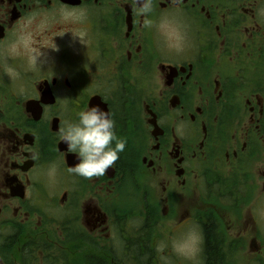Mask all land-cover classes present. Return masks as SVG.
<instances>
[{
    "label": "flooded vegetation",
    "instance_id": "obj_1",
    "mask_svg": "<svg viewBox=\"0 0 264 264\" xmlns=\"http://www.w3.org/2000/svg\"><path fill=\"white\" fill-rule=\"evenodd\" d=\"M259 2L153 0L145 29L131 0H0V264H184L187 233L197 264H264ZM92 106L132 161L85 179L59 132Z\"/></svg>",
    "mask_w": 264,
    "mask_h": 264
},
{
    "label": "clouds",
    "instance_id": "obj_2",
    "mask_svg": "<svg viewBox=\"0 0 264 264\" xmlns=\"http://www.w3.org/2000/svg\"><path fill=\"white\" fill-rule=\"evenodd\" d=\"M131 2L135 6L136 15L145 17L144 28L155 27L153 20L149 18L153 12V0H131ZM167 21L168 18H161L162 24H166ZM168 46L177 53L182 52L183 37L177 36ZM26 47H29L32 53V63L36 64L42 53L31 49L30 39ZM114 129L115 122L110 113L99 106L81 110L75 121H65L59 132L60 140L77 160L68 172L85 179L104 176L119 159V154L126 146V141L119 139Z\"/></svg>",
    "mask_w": 264,
    "mask_h": 264
},
{
    "label": "rangeland",
    "instance_id": "obj_3",
    "mask_svg": "<svg viewBox=\"0 0 264 264\" xmlns=\"http://www.w3.org/2000/svg\"><path fill=\"white\" fill-rule=\"evenodd\" d=\"M107 1H113V0H106V2ZM219 3L223 4L222 2H219ZM259 3H260L261 12L264 13V0H260ZM105 6L108 7L109 5L106 4ZM93 7L90 6V8H89L90 12L88 10H86V7L74 9L71 11L59 9L56 11L57 12V22L65 24V22L70 23V21H72V23H74V24H79V25L86 24V23H88L87 19H88V21H90L92 19L90 17V14L93 12V10L95 11V6H93ZM73 43H74V45L79 44V40L75 36L73 38ZM262 208H263V213H262L261 218L259 220L261 221V223L263 222V224H264V206ZM174 249L176 251L175 254L180 256L179 259H181L182 263H184V264H197L198 263L196 258L198 257V253L200 251V240L196 236L191 235L190 233H187L183 237H179L174 242ZM238 258L239 257L236 258L235 264L238 263V261H239ZM239 262L241 263V260ZM243 264H253V262L244 261Z\"/></svg>",
    "mask_w": 264,
    "mask_h": 264
},
{
    "label": "trees",
    "instance_id": "obj_4",
    "mask_svg": "<svg viewBox=\"0 0 264 264\" xmlns=\"http://www.w3.org/2000/svg\"><path fill=\"white\" fill-rule=\"evenodd\" d=\"M128 149H124L123 152L119 154V160L121 163L124 165L125 163H130L132 161V156L129 153ZM211 232L210 230L207 231L206 237V246L205 247V259H207L208 262H211L212 259H215L216 252H215V242L211 237Z\"/></svg>",
    "mask_w": 264,
    "mask_h": 264
},
{
    "label": "water",
    "instance_id": "obj_5",
    "mask_svg": "<svg viewBox=\"0 0 264 264\" xmlns=\"http://www.w3.org/2000/svg\"><path fill=\"white\" fill-rule=\"evenodd\" d=\"M90 103H93V104H100V103H102L101 102V100H99V98L98 97H95L94 99H92L91 101H90ZM103 105H105L104 103H102ZM106 111V110H105ZM107 112V111H106Z\"/></svg>",
    "mask_w": 264,
    "mask_h": 264
}]
</instances>
